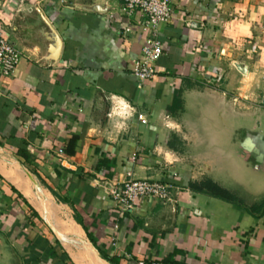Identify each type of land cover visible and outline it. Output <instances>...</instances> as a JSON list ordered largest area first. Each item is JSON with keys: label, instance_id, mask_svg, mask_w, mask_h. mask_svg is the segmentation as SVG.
<instances>
[{"label": "crops", "instance_id": "crops-1", "mask_svg": "<svg viewBox=\"0 0 264 264\" xmlns=\"http://www.w3.org/2000/svg\"><path fill=\"white\" fill-rule=\"evenodd\" d=\"M168 2L141 84L122 0L0 3L20 54L0 77V264H264V0ZM128 172L172 202L117 208ZM207 179L236 201L189 189Z\"/></svg>", "mask_w": 264, "mask_h": 264}, {"label": "built area", "instance_id": "built-area-1", "mask_svg": "<svg viewBox=\"0 0 264 264\" xmlns=\"http://www.w3.org/2000/svg\"><path fill=\"white\" fill-rule=\"evenodd\" d=\"M123 14L131 15L136 12L140 15L141 31L145 34L140 56L132 61L131 74L139 84L151 80L155 73L153 63L162 55L160 42L156 38L158 24L167 22L171 16L168 0H122ZM130 29L125 28V32ZM20 59L15 46L7 39L0 37V77H8L14 72ZM264 102V100H263ZM140 122L145 120L138 116ZM62 154V150H58ZM171 186L167 183L150 179H134L131 173L126 179L109 191L111 200L121 210L132 208L135 202L142 198L155 199L161 202H172ZM139 264H163L156 261L140 262Z\"/></svg>", "mask_w": 264, "mask_h": 264}, {"label": "trees", "instance_id": "trees-1", "mask_svg": "<svg viewBox=\"0 0 264 264\" xmlns=\"http://www.w3.org/2000/svg\"><path fill=\"white\" fill-rule=\"evenodd\" d=\"M77 141V137H71L67 147L64 151L65 155H74L75 151H74V146L75 143ZM21 155L23 157H27V154L25 153H21ZM189 189H191L192 191H206L209 195H211L212 197L227 201V202H235V198H233V196L228 193L227 191L221 189L219 186H217L216 184H214L213 182H211L210 180H203L200 183H191L189 184ZM256 209V208H253Z\"/></svg>", "mask_w": 264, "mask_h": 264}, {"label": "flooded vegetation", "instance_id": "flooded-vegetation-1", "mask_svg": "<svg viewBox=\"0 0 264 264\" xmlns=\"http://www.w3.org/2000/svg\"><path fill=\"white\" fill-rule=\"evenodd\" d=\"M240 138H238L239 140ZM240 145L239 146H242L243 150L247 152L248 155H251L253 156L256 160H260V155H259V152H258V149L255 148V149H252L251 147V144L248 142V140H240Z\"/></svg>", "mask_w": 264, "mask_h": 264}, {"label": "water", "instance_id": "water-1", "mask_svg": "<svg viewBox=\"0 0 264 264\" xmlns=\"http://www.w3.org/2000/svg\"><path fill=\"white\" fill-rule=\"evenodd\" d=\"M255 133H256L255 142H257V146L259 145L261 151L264 154V133L261 132H255Z\"/></svg>", "mask_w": 264, "mask_h": 264}, {"label": "rangeland", "instance_id": "rangeland-1", "mask_svg": "<svg viewBox=\"0 0 264 264\" xmlns=\"http://www.w3.org/2000/svg\"><path fill=\"white\" fill-rule=\"evenodd\" d=\"M3 1H5V0H0V3H2ZM0 6H1V4H0ZM240 140H241V139H239V141H240ZM239 143H240V142H239ZM239 143H238V144H239ZM239 150H240V148H239Z\"/></svg>", "mask_w": 264, "mask_h": 264}]
</instances>
